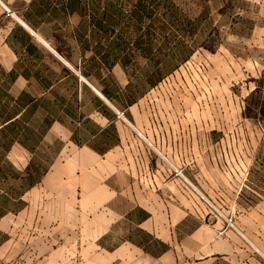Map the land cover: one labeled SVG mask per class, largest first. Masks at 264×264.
<instances>
[{
	"label": "crops",
	"instance_id": "obj_1",
	"mask_svg": "<svg viewBox=\"0 0 264 264\" xmlns=\"http://www.w3.org/2000/svg\"><path fill=\"white\" fill-rule=\"evenodd\" d=\"M89 1L0 0L1 105L16 115L6 125L33 139L12 147L62 145L32 189L80 219L48 264H264V244L242 228L218 236L225 218L185 176L195 161H180L177 139L148 133L168 124L154 120L152 92L134 87L115 29Z\"/></svg>",
	"mask_w": 264,
	"mask_h": 264
},
{
	"label": "rangeland",
	"instance_id": "obj_2",
	"mask_svg": "<svg viewBox=\"0 0 264 264\" xmlns=\"http://www.w3.org/2000/svg\"><path fill=\"white\" fill-rule=\"evenodd\" d=\"M89 9L115 29L134 87L152 92L154 120L168 124L148 133L162 145L177 139L180 161H195L180 171L199 199L263 245L264 0H90ZM25 148L0 142V264H48L64 246L56 237L79 233L76 211L49 208L56 199L32 189L62 145Z\"/></svg>",
	"mask_w": 264,
	"mask_h": 264
},
{
	"label": "trees",
	"instance_id": "obj_3",
	"mask_svg": "<svg viewBox=\"0 0 264 264\" xmlns=\"http://www.w3.org/2000/svg\"><path fill=\"white\" fill-rule=\"evenodd\" d=\"M1 92V90H0ZM8 106L1 105V95H0V142L7 147L9 150L10 147L13 146V143L15 141H21L22 143H27L32 141V133L26 128L23 129L21 126H17V122L14 121L12 123H9L6 125L8 122V119L15 117V114H11L8 112ZM26 147H30V145H26ZM31 149V148H30ZM34 149H32L33 151ZM35 182H33L34 184Z\"/></svg>",
	"mask_w": 264,
	"mask_h": 264
},
{
	"label": "built area",
	"instance_id": "obj_4",
	"mask_svg": "<svg viewBox=\"0 0 264 264\" xmlns=\"http://www.w3.org/2000/svg\"><path fill=\"white\" fill-rule=\"evenodd\" d=\"M175 174L176 175H182L183 176L182 171H179V170H175ZM225 220H226V226L224 227L223 230H220L218 232V236H223L225 234V231L227 229H229V228H235V225L233 224V220L232 219H227L226 218Z\"/></svg>",
	"mask_w": 264,
	"mask_h": 264
}]
</instances>
